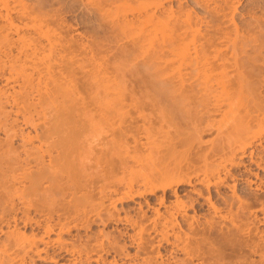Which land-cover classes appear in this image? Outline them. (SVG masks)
Masks as SVG:
<instances>
[{
	"label": "rangeland",
	"instance_id": "rangeland-1",
	"mask_svg": "<svg viewBox=\"0 0 264 264\" xmlns=\"http://www.w3.org/2000/svg\"><path fill=\"white\" fill-rule=\"evenodd\" d=\"M187 43L191 54L198 47L216 58L206 84L173 80ZM21 67L33 84L50 70L78 85V203L66 209L80 215L65 222L70 231L63 237L69 246L95 248L92 258L100 260L77 264H142L140 257L156 264H264V162L256 166L248 156L264 160V136L246 154L232 155L222 124L232 126L224 110L230 95L240 94L238 110L248 109L252 130L264 126V0H0V112L9 123L16 118L11 100L24 88ZM102 78L106 98L97 85ZM30 92L28 101H35ZM14 123L24 134L40 132L20 115ZM4 127L1 115L0 153L9 143L13 158L24 157L20 136L6 140ZM9 158L0 162H14ZM206 165L213 170L207 185L200 181ZM176 179L182 183L164 194L160 186L149 191ZM22 225L5 232L44 236V223ZM139 233L142 244L132 243ZM106 237L116 252L96 250ZM5 238L0 234V245ZM42 249L57 253L38 242L40 255ZM56 259L30 253L22 264L63 263Z\"/></svg>",
	"mask_w": 264,
	"mask_h": 264
},
{
	"label": "bare ground",
	"instance_id": "bare-ground-1",
	"mask_svg": "<svg viewBox=\"0 0 264 264\" xmlns=\"http://www.w3.org/2000/svg\"><path fill=\"white\" fill-rule=\"evenodd\" d=\"M154 28V31L158 30L157 26ZM195 33H192L189 42H195ZM194 44L196 45V43ZM188 47V43L182 46L183 56L177 67L173 68V80L175 83L182 85L190 80L197 81V79H201L202 84H206L212 77L207 71L209 68H213L211 61L216 58L210 56L211 60L208 56L210 54L197 49L198 47H193L194 54H191ZM183 68L189 70L187 75L182 72ZM17 74L22 77L24 88L23 92H20L11 100V104L16 108V118L12 123H9V114L5 118L6 115L2 111L0 116L2 115L5 121L6 140L11 141L14 137L20 136L24 157L15 156L13 158V150L9 143L4 144L5 149L0 153V158L10 156L9 160L14 161L0 162V234L6 236L2 245H0V264H13V262L22 264L25 257L30 253H34L41 260L48 262L56 261V258L62 259L63 263L61 264H77L81 261L87 263L90 260L98 263L100 260L99 255L92 258V252L95 248H78L77 246H71L72 244L69 246L66 242L67 239L63 237V233L70 231L65 222L68 220L74 221L80 215L78 209H74L72 212L66 209L74 203H78V199L75 197L78 192V85L74 79L61 73L51 74L50 70L45 72L43 80L39 78L35 84L32 83L29 74L26 73L23 67L17 70ZM214 78L217 80L216 77ZM223 79L222 76L218 83L224 85L226 81L224 82ZM101 80L97 85L104 92L103 98L109 97L108 80L107 78ZM193 81L190 84H193ZM30 90L37 95V99L32 102L28 101ZM223 93L228 95L227 90H222L221 94ZM230 99V103L227 104L228 109L224 111L225 114L228 112L231 115L233 124L226 129L225 123L222 122L224 137L232 155L237 151L246 154L247 148L255 142H259L264 136V128H262L264 126L260 124L257 129L252 130L254 119L249 116L248 109L238 110L239 105L241 106L243 102L241 95H230ZM198 100L199 103H205L206 97L202 96ZM101 103L104 107H108L107 100ZM177 106L178 109L179 106ZM19 115L26 127L30 126L31 129L35 130L40 129V132L30 136L29 133L24 134L20 129H16L14 122H16ZM221 121L224 120L220 119V125ZM219 129L222 131V127H219ZM34 141H38L39 144L33 145ZM53 152H56V155H53ZM248 156L249 162L256 166L264 162L260 157L259 159L255 158L252 151L248 152ZM46 157H48V162L45 163ZM31 166L40 167V171L37 174L27 173ZM212 173V168L206 165L200 181L207 185ZM186 181L190 182L191 179L188 178ZM220 182L221 180H218V183ZM181 183L180 179L174 181L162 180L158 185L151 184L149 191L153 192L155 189L161 188L164 194L167 189L173 186L177 187ZM68 193H71L72 197H70V201L67 200V203H65V197ZM141 194L143 193L141 192ZM130 196L128 195V197ZM135 196H138V194L132 195V197ZM203 199L209 201L208 197ZM32 213L43 216V219L34 218L31 215ZM90 213H94L96 217L100 216V212L97 210L90 211ZM83 214L86 215L84 212ZM19 222L23 224V227L31 224L39 227L44 223V236L34 234L27 236L19 231L16 233L12 231L5 232L4 227L9 228L10 225L16 227ZM142 231L143 228L140 232ZM49 235H54V237L50 238ZM161 235L162 239L167 238L166 227L162 229ZM38 242L43 243L46 248L53 247L57 253L49 256L46 250L42 249L44 255H40L41 250H38ZM142 242L143 236L141 233L138 234L137 241L132 240V243L135 244L140 243L141 245ZM96 247L98 252H116L114 242L110 241L108 237H106V240H100ZM177 249L184 252L189 259L194 257L193 250L187 244H179ZM140 258H142V264H156L147 258Z\"/></svg>",
	"mask_w": 264,
	"mask_h": 264
}]
</instances>
